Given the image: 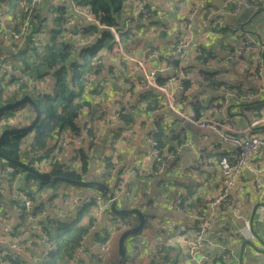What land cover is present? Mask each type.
<instances>
[{"label": "trees", "instance_id": "1", "mask_svg": "<svg viewBox=\"0 0 264 264\" xmlns=\"http://www.w3.org/2000/svg\"><path fill=\"white\" fill-rule=\"evenodd\" d=\"M63 1L75 3L76 6L87 10L86 12L93 15L104 26V28H99L93 21H90L85 17L82 19L78 15L71 13V11L62 4H53L44 0L39 8H37V14L29 21L26 33H23L21 36L22 42L17 43L13 33L19 34L21 23L26 17L22 13V8L25 4L29 3L30 0H0V11L2 13L0 19L4 17L6 19L9 18L6 20V23L10 28L7 30V28L3 26L0 31V65L9 60L7 59L8 56H11V58L15 60L12 61L11 65L6 64L0 67V71L10 72L7 80L0 78V107L4 104L14 102L17 100L18 96L20 99L28 94L34 100L41 112V119L32 130L16 135H6L0 144V152L11 159L24 163L23 157H25L26 154L28 156V154H32L35 151H43L52 143L54 144V147L60 138L73 139L82 136L83 140L81 143L83 144V141L87 140L88 145L86 147L83 145V148H78L75 151L76 153H74L76 156L69 161L57 162L54 165H49L48 172L53 176H62L73 180L95 179L94 173L96 167L98 164H101L103 172L97 180L105 183L110 188V183L114 181V185H118L119 189H121L120 187L123 186V181L121 182L120 176L123 174L122 172L125 168L127 169L130 167L127 164H121L123 158L126 156H122V147L123 145L127 147L132 143L135 136H139L141 133L137 130L134 131V126L139 119L138 115H134V111L137 110L138 114H147L151 111H156L153 116V121L150 123V119H148V122H142L140 127L146 125L151 126V129L146 131L144 140L147 141V139L151 138L157 145L158 153L154 156L152 164L146 173L144 172L142 163L149 159L147 158L149 150L138 153V159L136 158L133 161H137V169L135 168L137 177H157L155 174L158 171V168L163 166V161L168 158L169 154L174 153L170 148L174 147L175 149L180 143L182 144V142H184V145L186 146L190 142V140H188L187 132H184L186 130L183 129V131L178 134H173V131H167L168 127L165 125H169L166 122V117L170 118L173 117V115L168 112H161L165 105L164 100H162L163 94L155 88L141 89V85L135 86L133 80H131L132 85L129 86L127 84L129 79L125 78V72L121 69L124 67L122 64L119 65L117 63L114 64L113 62H109L106 73H104L105 79L98 84L95 83V79L105 71L104 67L106 64H104V60L108 58L109 61H111V59L114 60L113 55L115 54L114 52L117 51V46L124 54L129 53L130 55L131 49H135L136 45H141V42H144L143 39L145 37H143V34H146L147 32H143L148 28H153L154 30L157 28L158 30V34L156 35L154 34L155 31L153 29L151 30V34L148 33L150 34V39L148 41L155 39L156 41L161 42L169 35L171 38L166 40L163 43L164 45L148 42L146 46H144V49H146L144 54L151 53L162 47L166 51H169L171 48H169L171 45L170 42L173 39L174 42L182 40L184 35L183 32L187 27V23L191 22L190 17H188L189 14L186 12L182 13V16L178 18L180 20L177 22L173 21V23H171L172 21H167L171 15L176 16L179 15L180 12L177 4H169L165 2V0ZM262 1L263 0H257L252 3L259 5ZM141 7L148 11V19L143 20L142 15L138 12ZM157 7L159 9H157ZM260 10L261 9L258 8L255 9L256 12H260ZM160 15L165 17L163 20L169 23L168 26L157 19H152H160ZM15 16H18L22 22L16 24L14 22ZM135 17L137 18V22H134ZM130 22L135 25L129 28ZM175 25L176 27L174 29L177 30V34L174 36L173 33L175 31H173V29L171 30V27ZM134 27V33L129 31ZM110 28L116 30V33L118 34L117 38ZM161 28L162 30L159 31ZM224 30L226 29L220 28L221 32ZM2 32H4L5 37L1 35ZM45 34L47 36H45ZM211 36L212 35L208 36L207 43H210ZM205 44H201L200 41L195 45V50L185 48V54H187L186 59L173 55V50L170 54L166 53L160 55L159 60H162L164 64L172 70L162 73L160 72L158 75L154 74V81L156 84L165 86L168 83L167 76L172 73V75H174L178 71L183 72L184 62L187 66L193 60H197L201 66L210 63V61L213 60L212 56L213 53H215V49L212 46H208L209 44L205 47ZM37 45H40V47L37 48ZM11 46L13 47V50L11 49ZM141 55L142 53H138L139 57ZM214 58L219 62L222 61L221 57L218 55H215ZM125 62L126 64H131L128 59L125 60ZM152 62L157 65L155 60H152ZM223 72V69L217 68H212L211 70L206 71L202 70L200 72V79H202L206 88L201 90L197 89L195 93H206L209 87L210 90L218 96V99H221L222 94L219 89L222 87L225 91L237 90L240 93L255 92L254 87L250 85L245 86L246 88L244 89H240V87L243 88L242 84H236L233 81L221 79L220 75L223 74ZM142 77L143 75L140 71L135 72L133 76V78L137 80L142 79ZM121 78L122 85L119 86L117 82ZM108 80L117 85V87L119 86L117 91H115L116 89L113 87V84H110L109 95H111L112 92L116 95H122V90H124L123 84H127L128 88L126 91L130 96L137 97L135 101L137 103H135L134 106L132 103L127 109H122L120 112L117 111L116 107L114 108V111H116L114 115H116L117 118L114 123H105V125L110 127V133L106 132L100 135V133L96 131V133L100 135L101 140L100 146H97V149H95L93 147H95L94 145L96 144L98 145L99 136L97 137L95 135L94 126L101 120L105 121L104 115L107 111L100 112L102 115L101 119L97 118V120L95 118V120H93L94 126H88L86 118L88 115H94L96 111L98 112L99 103L101 102L99 92L103 90L102 85L104 83L106 84ZM45 81H47L48 93L36 94V87L33 86V89H30L29 87L30 84H38L39 82ZM206 81L208 82V86L205 84ZM50 83H52V85H50ZM12 84L19 86L17 92L12 93L11 98L1 100L3 90L4 92L7 91ZM195 85H197L196 88L201 86L197 79L195 82L178 79V82H176L174 86L176 87V94L179 97L180 103L183 101L186 103L190 100L187 96H193L192 91L194 90ZM179 86L181 87V90L177 89ZM134 87L139 88L137 94L134 92ZM25 106H22L21 108H24ZM217 107H219V105ZM191 109L193 110V118L198 119L201 116L202 111L206 110L207 107L202 106L201 104L194 105L191 103ZM16 110L6 111L0 114V123L1 126L4 127L2 130L8 129L4 124L9 119L12 120V116L15 115L13 112ZM43 115L45 116L44 119H42ZM28 118L29 114L25 113L20 117L19 121L23 123V121ZM190 125L194 126L192 124ZM153 126H155V128H153ZM83 133H85V135H83ZM63 135H66L67 137H64ZM23 137H26V146H24V148L20 147ZM217 144L220 145V141ZM222 155H225V153H221L220 156ZM230 155L231 158L235 157L237 155L236 150L234 149L233 154ZM54 157L55 156L51 154L48 157V161L50 162ZM166 162H168V160ZM33 163L34 162L31 160V162L27 164L36 168L32 165ZM5 164L7 167L9 166L14 169L13 173H8L5 169V177L8 178L9 183H11L16 177L19 179L20 174H24L25 178L20 179L25 184L22 185V190L19 189L23 191V194L26 196H31L32 193L26 184L30 180L38 184V191L44 188L51 189L56 193L59 185L62 184L59 182L39 183L32 174L11 163L5 162ZM47 165L48 164H46V166ZM70 166H76V168ZM3 181L5 182V180ZM125 192H127V190ZM100 197L105 201L104 196L100 194ZM94 205L95 202L87 205L83 210L75 213L74 216H69L67 222L60 223L64 229L62 232H58L57 236L53 238L54 240H51L50 235L45 229L42 231L43 235L49 238V243L53 247V251L49 255H43L44 246L40 244L41 249L39 251H42L40 254L42 263L40 264H67L75 257L78 248L83 245V241L88 235V230L93 220V214L91 212ZM21 213L23 216L20 220L24 219L25 222V213L23 210ZM122 219L123 218H120L119 221H122ZM196 227L198 229L197 225ZM105 234L109 236L107 229H105ZM98 236L101 237L99 232L95 237ZM39 237L41 238V232ZM29 246H31V244ZM161 246L164 250V246ZM0 247V251H2L0 252L1 263L29 264L26 261V256L16 255L13 253L14 250L3 245L1 242ZM14 256L15 258L11 259V257ZM127 261L128 252L126 250L122 264H126ZM35 264L39 263L37 262ZM112 264L117 263L114 262Z\"/></svg>", "mask_w": 264, "mask_h": 264}, {"label": "crops", "instance_id": "2", "mask_svg": "<svg viewBox=\"0 0 264 264\" xmlns=\"http://www.w3.org/2000/svg\"><path fill=\"white\" fill-rule=\"evenodd\" d=\"M215 1L216 2H213V4L206 6L204 1L199 2V0H194L195 4L193 6L195 11H192L188 15L191 21V29L189 30L187 38L189 42L191 39H195V42H190V48L195 50V45L200 41L201 44L207 43V41H205L207 38L206 36L212 35L210 43L207 44L215 49V53H213L212 56L213 60L204 66H201V64L197 62L195 70L199 71L200 68L205 70L217 68L223 69L224 72L229 71V68L236 64V59L231 55L232 52H235L237 59L244 63V67L241 68L242 72L234 71L235 75L232 79H227L221 74V79L233 81L236 84H242L243 88L240 87V89H244L246 88L245 86L248 85L256 88L254 84L255 79L258 81L260 80L259 83L263 86L255 89L254 93H240L237 91L238 94H250L251 99H245V101H239L236 99L235 102L230 103V100L228 99L231 96L224 95L226 93H232L234 90L225 91L223 87L220 88L219 90L222 94L221 99H218V96L212 92L209 87L206 93H195L197 89L201 90L206 88L202 79H200L199 72H197L196 79L201 86L196 88L197 85H195V91H192L193 96H187L190 100L186 103H184V101L180 103L177 94L176 96H171L170 99L167 98V100H165V98H163L162 100L172 103V106L180 114L188 115L192 118L193 110L191 109V103L194 105L201 104L202 106L207 107V109L202 111L199 118L214 117L221 120L226 118L225 120L228 121L230 119L237 127H245L248 122L255 120L257 118L256 116H264V105L259 111L252 112V114L254 113L255 115L252 119L244 111L246 106L255 102L264 103V49L262 47L264 45V0L259 3V8L261 9L260 12H256L255 8H252V11L256 12L254 14L248 10L249 8L245 7L241 9V3H238V10L233 12L232 7L236 0ZM206 14L209 16L205 17ZM7 19L5 17L3 18V26L9 30V25L6 23ZM243 23H246V25ZM175 27L176 25L171 27V30L173 29V31H175L173 33L174 36L177 34V30L174 29ZM220 28L226 30L221 32ZM161 30L162 28L159 29V31ZM1 35L5 37L4 32H2ZM204 35H206L205 38ZM45 36L47 35L45 34ZM170 38L169 35L161 42L156 41L155 39L147 41L149 43H158L162 45ZM175 42L173 39L170 42L171 45L169 48L172 47ZM207 44H205V47ZM242 45H246L247 47L245 46L244 48ZM11 49H13L12 46ZM254 52L261 55L259 61V67L262 70L261 78L252 71L251 64L253 63L252 61L255 60V58L252 57ZM215 55L220 56L222 61H217L214 58ZM152 64L153 69H155L156 64L154 62H152ZM205 84L208 86L207 81ZM138 89L139 88L134 87L135 94H137ZM136 99L137 97L130 96V101L132 103H134ZM170 100H172V102ZM225 100L227 102H225ZM226 104H229V106L225 115L224 110L226 109L223 106ZM170 105L171 104L166 105L165 107L168 108L161 111L173 115V117L170 118L166 117V122L169 125H165L168 127L167 131H173V134H178L185 129L186 131L184 132H187L188 140H190V142L186 146L184 145V142H182V144L180 143L175 149L174 147L170 148L174 153L169 154L168 158L163 161V166L158 168V171L155 174L157 177H137L135 170V168L137 169V161H133L136 158L138 159V153L149 150V154H147V158L149 159L142 163L145 173L152 164V160L156 154L152 155L151 153L149 146V139L151 138L147 139V141L144 140L145 133L151 129V126H140L142 122H146L145 119L147 118L150 119L151 123L156 111H151L147 114H138L139 119L137 121L139 123L137 131H140L141 133L139 136L136 135L132 143L127 147L124 145L122 147V156H126L123 158L121 164H127L130 167L127 169L125 168L122 172L123 174L120 176L121 182L123 181V186L119 189L120 196L124 197V192L127 190L129 193H127L128 203L132 202L129 206L130 208H137L145 214L154 211L155 214L152 216H157L163 220H160V224H156L151 228H146L143 235L137 236V234L134 235L137 236L136 238L130 236L125 240L128 259H131L133 250L135 249L138 251H146L147 258L144 255L141 256L137 264H141L142 262H144V264H194L187 257V249L195 239L197 231L196 225L198 226V221H193L191 215L201 216L206 214L207 208L205 207V204L217 194L221 187L220 171L217 164L218 157L221 153H227V155H230L233 154L234 151V149L227 144L221 142L220 145L217 144L220 139L215 131L202 129L195 125L191 126L184 117L174 112ZM218 105L219 107H217ZM218 110L220 111L216 112ZM230 112H232V114H230ZM115 113L116 111H114V107L111 106L104 115L105 121L102 120L99 121V123H96L95 126L93 125L94 132H96L102 124L106 127L105 133H110V127L105 125V123H114L117 118V116L114 115ZM96 115L94 114L93 120H95V118L99 119V113L98 117ZM153 128H155V126H153ZM259 128L260 127H257V129ZM83 135H85V133H83ZM76 138L61 141L66 143L62 146L59 145V150L56 145L53 147L54 144L52 143L46 148V151H43L45 157L42 156L41 158L38 156L39 160L37 161H45V165L48 164V169L49 165H54L57 162L69 161L76 156L74 154L76 153L75 150L74 152L72 151V144L76 142ZM83 145L86 147L88 141H83ZM64 150L69 151L70 155L67 159L62 157ZM38 154L41 155L40 152H38ZM51 154L55 157L49 162L48 157ZM33 156H36V154H33ZM167 160L168 162H166ZM33 162H35V160ZM262 168H264V150H262L260 154L251 155L249 165L243 171V179L246 181H258L264 185V171L261 170ZM48 169L44 171L48 172ZM35 188L37 191V186ZM85 191L86 190H83V193H81L82 197L98 195L92 191ZM57 193L58 196H62L61 189H59ZM38 195L40 201H44V194L39 191ZM163 196L166 198L165 202H163ZM250 197L251 198L244 202H240L238 192L232 191L230 194V204H232L233 208L234 204L238 205L242 203L240 211L237 209L236 214H234L230 208L218 209L209 230V241L212 245H208L205 248L207 253L211 256V259L207 260V264H264V256L262 255L264 254V219L262 220L258 213L261 206H264V195L260 202H258V199L254 198L253 195ZM177 199L180 200L179 203L176 202ZM51 201L52 199H49L46 202H42L41 205H37L33 208L34 214L38 216L37 226H34L33 222L26 217V222H24V219L20 220V218L15 220L10 219V221H8L9 225H15L17 228L23 229L28 237L37 240L36 242H33V240L31 242L33 251H37V245H40L38 240V238H40V232L45 229L42 222L48 224L58 223L60 221H58L57 218L61 219L64 216L72 217L75 213L79 212L75 207V203L69 208L57 206L52 209L53 205H51ZM72 201H74V198H72ZM121 201L123 200H120L117 203L118 208H123L120 204ZM170 201L172 202L170 203ZM96 207L98 208V212H91L93 214L91 224L94 222L95 227L93 230H88V235L83 241V251L80 256L75 259L73 258L76 264H102L98 255L100 246L105 243H108L110 247V258L108 257L106 264L118 262V239L115 246L112 244L114 237L116 236L114 232L116 229H113L111 236L105 234V229H107L109 233L111 222L108 220V215L105 213L104 208L95 202L92 210ZM58 208L59 211L57 210ZM22 210L26 215L27 209H21L20 213ZM22 216L21 213V217ZM129 221H131L130 225H123L121 223V227L129 229L135 226L138 223V218L133 215L130 216ZM164 222L167 223L168 227L164 225ZM98 232L101 237H95ZM231 232H233V236L230 235ZM11 235L4 236L1 234L0 242L2 243L4 239H9L11 240V243H14L17 239L15 231H13ZM161 245L164 246V250ZM229 250L232 252V256L226 257ZM13 253L22 256L28 255L27 251H25V253H18L14 250ZM73 259L70 261H73ZM130 264H133V262Z\"/></svg>", "mask_w": 264, "mask_h": 264}, {"label": "rangeland", "instance_id": "3", "mask_svg": "<svg viewBox=\"0 0 264 264\" xmlns=\"http://www.w3.org/2000/svg\"><path fill=\"white\" fill-rule=\"evenodd\" d=\"M170 1H171V3H170ZM202 1H204V3L206 4V6H209V4H213V2H216L215 0H199V2H202ZM254 1H257V0H236L234 6L232 7L233 8L232 11L233 12H236L238 10V7H239V4L238 3H241L242 4L240 6L241 9L242 8H245V7L246 8H249L248 10L251 11L254 14L256 12L255 11H252V8L253 9L254 8L260 9L258 4H253L252 3ZM165 2H167L169 4H172V3L177 4V6L179 7L178 10H179L180 14L185 13V12L188 13V14H190L191 11H189V10L195 4L194 3V0H165ZM227 2H229V1H227ZM81 9L84 12L87 11V10H85L83 8H81ZM157 9H159V8L157 7ZM165 10H167V9H165ZM17 14H18V12H17ZM208 16H209L208 14L205 15V17H208ZM179 17H180V15H177V16L171 15V17L169 19H167V21H172L171 23H173V21L174 22L175 21L177 22V21H179V19H178ZM14 19H15L14 22L16 24H19V23L22 22L21 19L18 18V16H15ZM152 19H155V20L157 19L158 21H161L162 23H164L166 26L169 25L168 22H166V21L163 20V19H165V17H163V15H160V19H158V18H152ZM0 23L3 25V18L0 19ZM243 24L246 25V23H243ZM21 25H22V23H21ZM134 25H135L134 23H131L130 22L129 23V28L130 27H133ZM21 29H22V26L20 28V31H21ZM152 29L153 28H148V29H146L143 32V33L147 32L146 34H143V37H145L143 40H146V41L141 42V45H136L135 49L134 50H131V54H130L131 56H134V57H137L139 59H142L143 55H141L139 57L138 56V53H142V50H144V46H146V44L148 43L147 40H149L148 38H149V36L151 34V30ZM129 31H131L132 33H134L135 32V27L132 28V29H130ZM154 31H155L154 32L155 35L158 34L157 33L158 32L157 28ZM148 33H150V34H148ZM183 34L184 35L182 37V42H186L187 41V37L189 35V30L187 29V27L185 28ZM205 36L206 35H204V38H205ZM208 36L209 35H207L206 36L207 38L205 39V41H207V42H208ZM190 42H195V39H191ZM242 46L245 48L246 45L245 46L242 45ZM39 47H40V45H37V48H39ZM121 52L122 51H120L119 48H118V46H117V51H115L114 52L115 54L113 55L114 56V60L111 59V61H109V58L104 60V64H106L105 67H104L105 68V71L103 72V74L101 73L102 75L96 77L95 83L98 84L99 82H101V81H103L105 79L104 78L105 77V74L104 73H106L107 65L109 64V62H111V63L113 62L114 64L117 63L119 65L122 64L124 66L121 69L124 70V72H125V78H128L129 79L128 82H127L128 85H132L131 80L134 81L133 84L135 86H139V85H141V83L144 82V79L137 80V79L133 78L135 72L141 71V70L138 68L137 65H132V63L131 64H126L125 60H127L126 57L129 55V53H125L124 54L122 52V54H121ZM231 55H233V57L236 59V64L235 65H232V67L229 68V71L223 72V76L225 78H227V79H229V78L232 79L234 77V75H235L234 71L242 72L241 71V68L244 67V63L241 62L239 59H237V55H236L235 52H232ZM252 55H253L252 57L255 58V60H253L252 61L253 63L251 64L252 71L256 74L257 71H258V67H259V63H260L259 61H260V56L261 55H259V53H257V52H254V54H252ZM15 58L17 59L16 56H15ZM7 59H9V60L7 62H5V63H2L0 65V67L4 66L6 64L11 65L12 64V61H15L13 58H11V56H8ZM196 64H197V60H194V61L190 62L188 66L185 65V68H184V71H183V74H184L183 75V78H184V80L189 81V82H195L196 81V73L199 72V74H200V72L202 70H205L203 68H200L199 71H196L195 70V65ZM116 66H118V65H116ZM191 68L193 69V71H192ZM146 69L149 72L152 71V69H153L152 62H148L147 63ZM155 69H156V67H155ZM9 73L8 72H4V71H0V78H3L5 80H7ZM141 73H142V75H144L142 71H141ZM259 81L255 79L254 84H255V87L256 88H254V90L255 89H258V88H260V87L263 86L261 83H259ZM110 84H113V86L115 85L114 83H111L110 80H108L106 82V84L104 83L102 85L103 86L102 87L103 90H101L99 92V97H100V100H101V102L99 103V107H98V110L99 111L98 112L96 111L94 113L95 115L97 114L96 115L97 117H98V113L101 116V113L100 112L101 111L102 112L103 111H108L111 106H113L114 108L116 106H118L119 109H122V108L123 109H125V108L127 109V107H129L132 104V102L130 101V94L126 91V89L128 88V85L127 84H123L124 90H122V95H116V94H114V92H112L111 95H109L108 93H109V85ZM117 84L119 86L122 85V78L117 82ZM50 85H52V83H50ZM33 86L36 87V91H37L36 94H38V93H48L47 81H45V82H39L38 84L37 83L36 84H30V86H29L30 89H33ZM118 87L116 85V87H115L116 90L115 91H117V88ZM164 87H166L167 90L166 91L163 90L164 92L161 91V93L163 94V98H165V100H167L166 96H176V87L173 84L169 83V81H168V83ZM18 88H19L18 85L12 84L9 87L8 90L6 89L7 91L4 92V90H3V94H2L1 100H5V99L11 98L12 93L17 92ZM119 91H120V89H119ZM238 95H240V94H238L237 90H234L232 92V96L229 97V99H228V100H230V103L231 102H235ZM18 99H19V96L17 97V100ZM241 101H245V100H241ZM114 103H116V104H114ZM135 103H137V102H134L133 103V106H134ZM164 104L165 105H164L163 110H165V109L168 108V107H165L167 105V102L166 101H164ZM229 104H226V105L223 106L226 109V111H227V108H228ZM263 105H264V103L255 102L253 104H250L249 106H246L244 108V111L252 119L255 116L254 113L252 114V112L253 111H259ZM19 110L17 109L16 111L13 112V113H15V115L12 116L13 117L12 120L9 119L8 121H6V123L4 124L5 127H7L8 129H10V128H14V129L15 128H22V127H25V126H27V125H29L31 123V121H29V120H32L33 117H34V114L31 111V108L29 106H25L24 108H19ZM11 111H13V110H11ZM25 113H28L29 114V118H28V120H25V121H23V123H21L19 121V119ZM230 114H232V112H230ZM134 115H138V111L137 110L134 111ZM256 117H260V116H256ZM44 118H45V116L43 115L42 116V119H44ZM93 118H94V115L93 114L92 115H88V117L86 118L87 125L88 126H92L93 125ZM144 119H145V117H144ZM147 120H148V118L145 119V121H147ZM138 123L139 122H137V124H135L134 131L138 130ZM3 128L4 127L1 126V123H0V134L3 131L2 130ZM105 128L106 127L104 125H102L96 131H98L100 133V135H102V134L105 133ZM94 133H95V135L97 137L99 136L98 137V145L96 144V145H94L95 147H93V148L97 149V146H100V140H101V138H100V135L99 134H97L96 132H94ZM251 135H252V133L248 134V136H251ZM63 136L64 137H67L66 135H63ZM25 139H26V137H23L22 140H21L20 147H22V148H24V146H26ZM63 140H64L63 138H60L59 139V141H63ZM80 147L83 148V144L81 142L73 143L72 144V151L74 152V150L76 151ZM69 155H70L69 154V151L68 150H64L62 157L65 158V159H67ZM26 156H27V154L25 155V157H23L25 164L31 162V160L32 161L35 160V162L32 165L35 166L36 169H40L41 171H44V170L48 169V167L45 165V163L42 164L40 161H37V160H39V158H38L37 155L36 156H33L32 154H28V156L27 157ZM70 167L76 168V166L75 167L70 166ZM9 168L10 167L9 166L7 167V165L5 163H3L2 165H0V188H1L0 189V233L3 234L4 236H8V235H11V233L13 231H15L16 236H17V239H16V241L14 243H11V240H9V239H4L2 241V244L8 246L12 250H16V247H18V246L19 247H22V250H23L24 253H25V251L28 252V255L26 256L27 263H29V264H35V263L38 262L40 264V263H42L41 262V259L42 258L40 257V254H41L42 251H38V250L41 249V246L40 245H37V249H36L37 251H33L32 248H31V246H29L31 244L32 240H33V242H36L37 240L31 239V237H28L27 236V233H25V231L23 229L17 228L15 225H9L8 224V221H10V219H14L15 220V219L21 218L20 210L23 209V208H25L24 207L25 202L23 200L24 195H23V191H21L22 190L21 189L22 185L25 184L24 182H22L21 179H24L25 176L22 173V174H20V178L21 179L20 178L18 179L16 177V178H14L12 180L11 183H9L8 178L5 177L6 171L8 173H13L14 172V169H12V168L11 169L13 170V172H10L11 170L8 171ZM5 169H6V171H5ZM89 169H90V167H89ZM102 172H103V168H102L101 164H98L97 167H96L95 173H94V176H95L94 178L97 180L100 177V174ZM3 180H5V182ZM114 183H115L114 181L111 182L110 183L111 188L110 187L109 188L112 189L113 193H115V195L117 196V198L119 199V201L120 200L127 201V194H126L127 192H125V196L124 197H121L120 196L119 186L118 185L115 186ZM26 184H27L28 188H30V190L33 192V193H31V196L30 195L28 196L29 197V200L31 202H33L32 209L34 207H36L37 205H41L42 202L48 201L50 198H52V201H51V205H53L52 209H54V207H57V206H63V207L69 208V207L73 206V203H74V201H72V198H78L79 195L81 193H83V189L75 188V187H73V186H71L69 184H60L57 192L59 191V189H61V191H62V193H61L62 196L61 197L57 195L58 194L57 192L55 193V191H52L51 189H46V190L45 189H40V193H43L44 194V196H43V200L44 201H40L39 195H38L39 194V191L38 190L36 191V188H35L36 186H38V184L35 183L34 181L32 182L31 180L28 183H26ZM87 191H89V190H86L85 192H87ZM164 197L165 196H163V202L166 201V198H164ZM59 199H60V201H59ZM107 200L108 199L105 198V202H104V200L102 201L103 202L102 208H104L105 213H107L109 216H111L110 215V212H109L108 201ZM171 202L172 201H170V203ZM131 204H132V202H129V206ZM239 207L241 209L242 204L239 205ZM57 210L59 211V208ZM92 212H94V213L98 212V208L97 207L94 208L92 210ZM154 214H155L154 211H150V213L148 212L146 214L147 217H148L147 218V225L143 229V232L141 234H139V235H143L144 234V231L146 230V228L152 227V226H154L156 224H160V222L163 221L162 219H160L157 216H152ZM26 215H27V213H26ZM26 218H28V216H26ZM115 218L116 219H114V220L113 219L110 220L111 221V223H110V226L111 227H110V230H109V236H111L113 229H117V230L114 231L115 234H116V236L114 237V240L112 242L113 246H115V244L117 243V239L119 240V237H120L119 235L122 232V229L119 227V224H118L119 217L118 216H115ZM25 222H26V220H25ZM60 223H62V222H58V223H54V224H51V223L48 224V223L42 222V224L44 225L45 230L50 235L51 240H54L53 238L57 236V234H58L59 231L60 232L63 231L64 227ZM164 225L166 227H168V225H167L166 222H164ZM124 229H126V227ZM139 235H137V236H139ZM137 236H134L133 238H136ZM38 240H40V238H38ZM0 250H1V247H0ZM0 252H2V251H0ZM205 253H207L206 250H205ZM262 255L264 256V254H262ZM108 257H109V254L107 256V259H108ZM14 258H15V256L14 257H11V259H14ZM131 262L132 261L130 259H128V261H127L126 264H130ZM0 264H10V263L9 262L1 263V261H0ZM67 264H69V263H67Z\"/></svg>", "mask_w": 264, "mask_h": 264}, {"label": "built area", "instance_id": "4", "mask_svg": "<svg viewBox=\"0 0 264 264\" xmlns=\"http://www.w3.org/2000/svg\"><path fill=\"white\" fill-rule=\"evenodd\" d=\"M43 1L44 0H30V2L25 4V6L22 8V13L23 15L26 16L21 25L22 29L19 32V34L13 33V36L16 38L17 43L22 42L21 36L23 35V33H26L28 29L27 25L29 21L32 20L33 17L37 14V8H39L40 4ZM45 1L49 3H54V4H62L65 7H67L69 11H71V13L78 15L82 19L83 17H85L88 20L93 21L99 28H104V26L93 15H91L88 12L82 11V9L76 6L75 3H71V2L68 3L63 0H45ZM190 10L191 12L195 11L194 6H192ZM138 12L142 15L143 20L148 19L149 14L145 8H142V7L139 8ZM0 17H2L1 11H0ZM134 22H137L136 17L134 18ZM2 27L3 25L0 23V30L2 29ZM187 29L188 30L191 29V22L187 23ZM110 30L113 32V34L117 38L118 34L116 33V30L114 28H110ZM262 47L264 49V45ZM185 48L186 49L190 48V42L188 38L186 42H182V40L176 41L169 51H166L162 47L158 50L152 51L151 53L144 54L146 50L144 49L142 50V55H143L142 59L128 55L126 58L132 63V65H137L138 68L144 74L142 77V79H144V82L141 83V89L142 88L143 89L155 88L159 92L161 91L164 92L163 90L166 91L167 90L166 87L156 84V82L154 81V78H155L154 74H156V72L160 73V72H166L168 70L171 71L172 69L166 66L162 60L160 61L159 56L166 54V53L170 54V52L173 50V55L186 59L187 54H185ZM152 60H155L157 65H156V69H152V71L149 72L146 69V66H147V63L151 62ZM185 65L186 64L184 62L183 63L184 68H185ZM172 74H170L167 77H168L169 83L173 85L176 84V82H178V79H184L183 78L184 74L182 71H178L174 75ZM256 74L258 75V77L260 78L262 77V70L260 67H258V71ZM177 89L181 90V87L179 86L177 87ZM224 96H232V93H226ZM166 98L170 99L171 96H166ZM237 99L239 101L245 100V99H251V95L250 94H240L238 95ZM170 101L172 102V100ZM225 102L227 101L225 100ZM169 104H171L170 105L171 109L174 112L184 117L185 120L189 122L190 124L195 125L202 129L215 131L217 135L219 136V139H220L219 141L221 143L231 146L237 152V155L235 157L231 158V155L225 154V155L220 156V158L217 160L218 168L220 171L221 187L219 188L217 194L205 204V207L207 208L206 214H204V216L191 215L193 221L195 220L198 221V229L196 231L194 241L187 249V255H188L187 257L194 264H207V260L210 259L211 256L208 253H205V248L208 245L209 246L212 245L209 241V230L211 228V225L214 221V218L217 214L218 209L230 208L234 214H236L237 209L240 211L239 205H241L242 203L238 205L234 204L233 208H232V204H230L231 192L232 191L238 192L240 202H244L245 200L251 198L250 197L251 195H253V197L258 199V202H260L264 195V185L262 183L258 181H246L242 177L243 171L249 165V160L251 158V155L260 154L261 151L264 150V116L257 117L255 120L248 122L245 127H237L231 122L230 119L228 120L230 122L225 120L226 118L222 120L218 118H214V117H204V118L195 119L188 115H182L172 106V103L167 102V105ZM116 109L118 112H120L123 108L119 109L118 106H116ZM220 110L216 112H219ZM224 112L226 115V110H224ZM101 118H102V115L99 116V119ZM257 127H260V128L257 129ZM250 133H252V135L248 136V134ZM82 139H83L82 136L77 137L76 142H81ZM65 143L66 142L58 141L56 144V147L58 148V150L60 148L59 145L62 146ZM149 146H150L152 155H155L158 153L157 145L152 139H149ZM41 151H35L33 152V154H36L37 156H40L41 158L42 156L45 157V153L43 151H46V149H44L42 152ZM38 152H40L41 155H39ZM41 163L44 164L46 162L42 161ZM261 170L264 171V168H262ZM8 171L13 172L11 168H9ZM23 200L25 202L24 207L27 209V212H26L27 215H25V217L28 216L29 220L33 222L34 226H37L38 216H36L33 212V209H32L33 202H31L29 200V197L26 195H24ZM74 201H75L74 202L75 207L78 211L83 210L87 205L91 204L92 202H96L99 206H102L103 204L102 202L103 200L99 194L94 195V196H85V197H82L80 194L78 198H74ZM179 201H180L179 199L176 200L177 203H179ZM258 213H259L260 218H262L263 220L264 219V206H261ZM68 217L69 216H64L61 219L57 218V220L62 223H65L67 222ZM94 227H95V223L93 222L90 225L89 230H93ZM230 235L233 236V232H231ZM39 243L44 246L43 255L45 256L49 255L53 251V247L49 243V238L43 235L42 230H41V238L39 240ZM215 246L218 247L217 245ZM82 251L83 250L81 246L78 248L74 259L76 257H79ZM109 251H110V247L108 243H105L100 246L98 258L102 264H106ZM16 252L24 253L22 250V247H19V246L16 247ZM227 253L228 254L226 255V257L232 256V252L230 250ZM144 254H145L144 252H140L137 249L133 250V255L131 256L133 264H137L138 262L137 257L143 256ZM74 259L73 261H70L69 264H76Z\"/></svg>", "mask_w": 264, "mask_h": 264}, {"label": "water", "instance_id": "5", "mask_svg": "<svg viewBox=\"0 0 264 264\" xmlns=\"http://www.w3.org/2000/svg\"><path fill=\"white\" fill-rule=\"evenodd\" d=\"M157 74L158 73L156 72V75ZM113 87L115 88L116 85H114ZM25 105H28L34 113V117L31 121V123L25 127H22V128H15V129L10 128V129L3 130L0 134V144L6 135H16L19 133L28 132V131L32 130L39 123V121L41 119V112L39 111L34 100L29 95H25L22 98L15 100L14 102L2 105L0 107V114L2 112L19 109ZM5 162L11 163V164L19 167L20 169L32 174V176L39 183L59 182L62 184H69L75 188L85 189V190H89V191L91 190L92 192L97 193L99 195L101 194L102 196H104L105 198L108 199L107 200L108 201V208H109V212L111 215V216H109L107 214L108 220L109 221L112 219L114 220L117 218V217L115 218V216H118L119 217V219H118L119 227H120V223H122L123 225H125V224L130 225L131 221L129 223V218H130V216L135 215L138 218V223L135 226H133L129 229H127V228L124 229L123 227H121L123 230H122L120 237H119V240H118L119 259H118L117 264H122V260L125 257V253H126L125 240L130 236L141 234L143 232V229L147 225V218H148L147 215L144 212H141L137 208H130L128 205L129 204L128 200L127 201H125V200L121 201L120 204L122 205L123 208H118L117 203L119 202V199L117 198L115 193H113L112 189H110L103 182H100V181L95 180V179L73 180V179H70L67 177H62V176H53V175H51L50 172L40 171V170H38V169L28 165V164H25L23 162L15 160V159H11V158L7 157L6 155H4L0 152V165H2ZM120 218H123L122 221H119ZM140 252H144L145 253L144 256H146V258H147V253L145 250H142ZM140 258H141V256H138L137 261H139ZM130 260L132 261V258ZM141 264H144V262H142Z\"/></svg>", "mask_w": 264, "mask_h": 264}]
</instances>
